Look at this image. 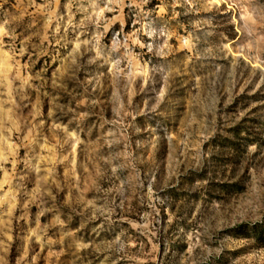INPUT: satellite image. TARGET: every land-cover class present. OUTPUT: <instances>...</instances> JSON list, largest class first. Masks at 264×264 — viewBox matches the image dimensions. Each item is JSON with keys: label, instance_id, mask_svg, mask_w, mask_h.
I'll list each match as a JSON object with an SVG mask.
<instances>
[{"label": "rangeland", "instance_id": "374dc122", "mask_svg": "<svg viewBox=\"0 0 264 264\" xmlns=\"http://www.w3.org/2000/svg\"><path fill=\"white\" fill-rule=\"evenodd\" d=\"M264 0H0V264H264Z\"/></svg>", "mask_w": 264, "mask_h": 264}, {"label": "trees", "instance_id": "16d2710c", "mask_svg": "<svg viewBox=\"0 0 264 264\" xmlns=\"http://www.w3.org/2000/svg\"><path fill=\"white\" fill-rule=\"evenodd\" d=\"M245 230L248 232L247 238L253 239L258 245H264V223L247 225Z\"/></svg>", "mask_w": 264, "mask_h": 264}]
</instances>
